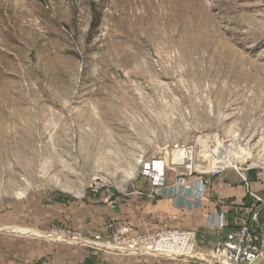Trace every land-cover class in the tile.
Here are the masks:
<instances>
[{"label":"rangeland","instance_id":"1","mask_svg":"<svg viewBox=\"0 0 264 264\" xmlns=\"http://www.w3.org/2000/svg\"><path fill=\"white\" fill-rule=\"evenodd\" d=\"M205 135L264 166V0H0V264L76 245L13 229L78 231L95 180L120 198Z\"/></svg>","mask_w":264,"mask_h":264},{"label":"crops","instance_id":"2","mask_svg":"<svg viewBox=\"0 0 264 264\" xmlns=\"http://www.w3.org/2000/svg\"><path fill=\"white\" fill-rule=\"evenodd\" d=\"M181 171L179 167L169 171L165 197H155L149 181L145 187L132 184L118 199L109 201L103 195L89 197L84 206L68 211L66 219L75 229L85 233L106 231L118 224H126L143 233L173 228L191 230L196 235L195 248L199 252H210L231 228L249 222L256 227L263 244L264 178L259 176L257 169L246 168L242 172L230 169L221 176L208 177L207 191L200 201L193 198L187 201L178 195L176 181ZM193 179L189 178L190 181ZM222 212L227 227L220 230L214 224ZM40 260L39 264H179L84 245L51 248Z\"/></svg>","mask_w":264,"mask_h":264},{"label":"built area","instance_id":"3","mask_svg":"<svg viewBox=\"0 0 264 264\" xmlns=\"http://www.w3.org/2000/svg\"><path fill=\"white\" fill-rule=\"evenodd\" d=\"M216 139L213 135H205L190 144H175L169 153L168 159L163 157L142 160L140 162L142 167L140 174L149 181L152 194L155 197H165L167 195V175L169 171H175L178 167L182 169L176 181L178 195L183 196L187 201H191L192 198L196 201L201 200L207 191L206 179L208 177L221 176L231 168L242 172L243 168L232 167L222 160L223 157H220L219 154H223L224 156L225 148L218 140L216 143L217 146H215ZM176 157L179 158L178 161L175 160ZM247 169H257L259 176L264 178V166ZM189 178L194 179L190 181ZM98 181L95 180L92 185V190L95 193L104 189L108 199L118 198L111 188H108L106 184L99 183ZM214 227L220 230L227 227L223 212L218 215ZM191 236L194 239L196 238L193 231L185 229L173 228L161 229L153 233H133L132 230L124 226L114 227L109 238H104L103 233L100 231L93 232L88 236L85 232L76 231L68 226L53 228L48 233L49 239L54 241L84 245L98 250L105 249L93 243H112L123 247L138 248L156 245L164 239L173 240L174 238H182L183 240L187 239L189 241ZM262 245L256 232V227L252 223L247 222L231 228L212 248L209 256L207 255L211 260L205 263L254 264L258 261L262 253ZM193 250L195 251V247ZM133 253L161 255L145 251Z\"/></svg>","mask_w":264,"mask_h":264},{"label":"bare ground","instance_id":"4","mask_svg":"<svg viewBox=\"0 0 264 264\" xmlns=\"http://www.w3.org/2000/svg\"><path fill=\"white\" fill-rule=\"evenodd\" d=\"M219 143L221 144V142H219ZM222 146L225 148L226 154L224 153V156H223V154H221V155L219 154V156L223 157L222 160H224V162L226 164H229L232 167H240L239 165L247 162L250 158V154L248 155V152H247L248 156L246 158H244L246 155H245L243 147H245V146L242 145V143L240 141H237V139H235V138L231 144L227 145L224 142V144L222 143ZM178 159H179L178 157L175 158L176 161H178ZM13 230L23 231L29 235L48 237L47 234L44 235L41 232L30 229V228L18 227V228H14ZM103 245H105V247H107L108 249L113 250L115 252L133 253V252L145 251V252H151V253H159L161 255L162 254L163 255H170V256H173L176 258L177 257H193L194 256V253H193L194 250L192 251V249H194V247H195V239L193 238V236H191L189 241L187 239L183 240L182 238H174L173 240L164 239L163 241L159 242L156 245L154 244V245L149 246V247L146 246V247H138V248L123 247V246H119V245L112 244V243H103ZM210 260L211 259L206 257L205 262L210 261ZM256 263H258V262H256Z\"/></svg>","mask_w":264,"mask_h":264},{"label":"water","instance_id":"5","mask_svg":"<svg viewBox=\"0 0 264 264\" xmlns=\"http://www.w3.org/2000/svg\"><path fill=\"white\" fill-rule=\"evenodd\" d=\"M179 258L180 259H184L183 257H179ZM189 259L190 260H194V261L199 260L198 258H189ZM260 260H264V243L262 245V254L260 255L258 261H260Z\"/></svg>","mask_w":264,"mask_h":264}]
</instances>
